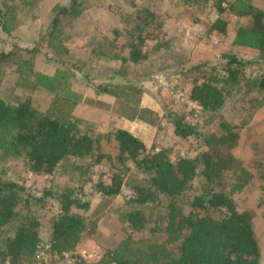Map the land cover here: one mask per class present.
<instances>
[{
    "label": "rangeland",
    "instance_id": "1",
    "mask_svg": "<svg viewBox=\"0 0 264 264\" xmlns=\"http://www.w3.org/2000/svg\"><path fill=\"white\" fill-rule=\"evenodd\" d=\"M68 1L0 0V50L36 46L35 52L22 54L29 61L25 73L29 70L35 77L44 76L30 94L32 106L46 110L55 93L74 98L76 124L94 137L97 151L91 156L65 158L51 174L33 173L25 157L0 139V177L23 186L21 198L28 199L38 215L42 238L50 237V222L58 205L50 197H38L44 189L72 187L88 193L91 202L87 210L73 209L88 224L76 248H95L102 256L119 253L139 258L149 244L157 243L175 253L181 237L174 239L164 229L167 202L141 205L126 201L130 187L145 183L146 175L130 161L117 162L113 132L124 128L144 141L146 151L164 149L173 161L182 156L197 158L206 149V134H218L220 129L217 121L207 123L206 111L189 99L192 82L204 74L215 76L218 71L209 72L210 66H216L222 52L231 51L243 59L259 56L253 48L232 45L229 34L248 20L233 10L243 9L247 3L264 7V0H80L77 14L62 18L49 37L56 6ZM218 17L226 22L225 33L209 31V24ZM138 27L144 40L141 48L147 55L144 61L133 64L105 60L107 53L100 55L102 43L114 35V28L121 32L133 28L138 33ZM112 72L111 82L121 91L119 97L96 90ZM261 73L264 66H249L241 85L227 86L229 99L223 112L231 123L239 124V136L232 146L217 147L221 155L231 154L244 165L243 169H229L223 186L232 190L241 209L253 210L260 263L264 264V181L259 176L264 172V104L256 105L250 99L256 96L250 78ZM17 75L16 64L0 67V98L6 102L15 103L27 95L15 85ZM173 118L194 124L199 135L179 137L174 133ZM99 153L107 156L97 161ZM114 170L123 176L122 194L102 197L91 193L94 183L109 182ZM210 186L198 175L175 202L186 212L191 196ZM27 194L36 197L29 199ZM136 209L146 221L141 228L128 220V213Z\"/></svg>",
    "mask_w": 264,
    "mask_h": 264
},
{
    "label": "trees",
    "instance_id": "2",
    "mask_svg": "<svg viewBox=\"0 0 264 264\" xmlns=\"http://www.w3.org/2000/svg\"><path fill=\"white\" fill-rule=\"evenodd\" d=\"M79 5L80 0H69L68 4L56 6L47 35L54 34L62 18L76 15ZM233 11L239 17L246 15L248 20L245 24H238L231 44L253 48L259 56L243 59L231 51L222 52L216 66H210L209 72L218 71L215 76L204 74L200 80H193L189 99L206 111L207 123L217 121L220 129L218 134H206V149L197 158L182 156L173 161L164 149L146 151L144 141L124 128L113 132L117 162L130 161L146 175L145 183L130 187L125 195L126 201L141 205L166 201L164 229L174 239L181 237L177 251L171 252L164 245L155 243L149 244L139 258L107 253L98 264H261L259 240L253 225L254 212L241 209L232 190H225L223 186L229 169H243L244 165L231 154L221 155L217 146H232L239 136V124L231 123L223 112L229 99L227 86L241 85L247 78L249 66H264V7L247 3L243 9ZM225 24V20L215 18L209 24V31L225 33ZM137 30L138 33L133 28L121 32L114 28V35L102 43L100 55L107 53L105 60L119 59L133 64L144 61L147 55L141 48L144 41L140 34L142 28ZM35 51L36 46L18 45H13L10 50H0V67L16 64L15 85L27 93L15 103L0 98V139L25 157L33 173L51 174L65 158L94 155L97 143L93 136L78 128L74 115L76 101L71 96L55 93L44 111L32 106L30 94L44 76L40 78L38 74L35 77L29 70L25 73L23 69L29 61L23 59L22 54ZM113 76L112 72L100 81L97 92L119 97L121 91H117L116 83L111 82ZM250 79V87L256 89V96L250 99L256 105H263L264 73ZM173 124L174 133L181 138L195 133L199 135L194 124L185 123L180 118H173ZM105 156L99 153L96 160ZM198 175L212 186L191 196L189 209L185 212L175 200L186 193ZM259 176L264 181L263 171ZM122 180L121 172L114 170L109 182L96 181L91 193L102 197L122 194ZM23 190L17 182L0 177V259H8L11 264H31L35 246L41 238V223L30 201L21 198ZM27 196L29 199L36 197L34 194ZM49 197L58 205L50 222V237L59 252L74 249L88 224L83 215L73 209L87 210L91 204L89 194L82 189L67 187L60 191L44 189L38 198ZM128 220L136 228L146 223L137 209L128 213ZM5 229H9L10 234H5Z\"/></svg>",
    "mask_w": 264,
    "mask_h": 264
},
{
    "label": "built area",
    "instance_id": "3",
    "mask_svg": "<svg viewBox=\"0 0 264 264\" xmlns=\"http://www.w3.org/2000/svg\"><path fill=\"white\" fill-rule=\"evenodd\" d=\"M176 82L177 79H173L171 87ZM102 257V254L95 248L78 249L75 246L74 249L59 252L51 237H41L35 246L31 264H98ZM0 264L11 263L8 259H0Z\"/></svg>",
    "mask_w": 264,
    "mask_h": 264
},
{
    "label": "crops",
    "instance_id": "4",
    "mask_svg": "<svg viewBox=\"0 0 264 264\" xmlns=\"http://www.w3.org/2000/svg\"><path fill=\"white\" fill-rule=\"evenodd\" d=\"M233 35H234V32H230V34H229V36H230V38L232 39V37H233ZM126 125H129V124H125V126ZM129 127L127 126V129H128ZM130 129V128H129ZM131 131H133V130H131Z\"/></svg>",
    "mask_w": 264,
    "mask_h": 264
}]
</instances>
